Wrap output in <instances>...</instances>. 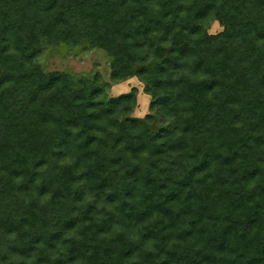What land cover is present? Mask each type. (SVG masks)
Instances as JSON below:
<instances>
[{
  "label": "trees",
  "instance_id": "trees-1",
  "mask_svg": "<svg viewBox=\"0 0 264 264\" xmlns=\"http://www.w3.org/2000/svg\"><path fill=\"white\" fill-rule=\"evenodd\" d=\"M0 264H264V0H0Z\"/></svg>",
  "mask_w": 264,
  "mask_h": 264
},
{
  "label": "rangeland",
  "instance_id": "rangeland-1",
  "mask_svg": "<svg viewBox=\"0 0 264 264\" xmlns=\"http://www.w3.org/2000/svg\"><path fill=\"white\" fill-rule=\"evenodd\" d=\"M223 30V26L214 21L209 29L211 34ZM75 49L67 50L63 47H50L44 49L43 53L37 58V64L45 67L47 73L54 71L71 70L75 73L85 75L92 79L100 75L103 81L109 83L107 95L116 97L135 89L137 91V104L132 113L136 117H145L152 113V97L145 91V84L138 77H131L126 80H113L111 76L112 57L105 49L91 48L87 44L75 46Z\"/></svg>",
  "mask_w": 264,
  "mask_h": 264
}]
</instances>
